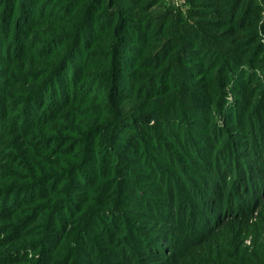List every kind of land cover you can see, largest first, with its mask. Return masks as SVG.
I'll list each match as a JSON object with an SVG mask.
<instances>
[{
  "label": "trees",
  "instance_id": "16d2710c",
  "mask_svg": "<svg viewBox=\"0 0 264 264\" xmlns=\"http://www.w3.org/2000/svg\"><path fill=\"white\" fill-rule=\"evenodd\" d=\"M0 1V21L11 26L16 12L35 13L36 0ZM112 1L115 9L101 16L95 12L104 0L89 1L72 51L80 38L92 44L113 28L120 54L106 90L116 102L138 104L124 112L103 103L108 121L80 122L88 131L75 138L81 130L74 118L67 120L71 129L48 125L72 108L75 96L62 88L85 69L79 53L68 46L45 64L46 78L45 68L34 66L10 80L19 96L1 99L16 103L3 117H15L12 128L0 133V165L9 166L0 172V264H264V211L254 217L264 197V83L255 82L264 37L249 15L260 1L187 0L185 12L163 8L158 16L143 0ZM121 2L135 11L117 10ZM5 31L12 30L0 33L7 59ZM76 59L78 68L69 70ZM125 59L133 67L126 75L115 70ZM143 64L148 70H139ZM69 72L72 81L65 82L62 73ZM18 79L30 80L14 90ZM51 131L57 137L48 139ZM35 134L38 142L31 141ZM228 157L231 167L223 169Z\"/></svg>",
  "mask_w": 264,
  "mask_h": 264
},
{
  "label": "rangeland",
  "instance_id": "374dc122",
  "mask_svg": "<svg viewBox=\"0 0 264 264\" xmlns=\"http://www.w3.org/2000/svg\"><path fill=\"white\" fill-rule=\"evenodd\" d=\"M19 1V0H18ZM73 0H36L34 3L35 13H29L27 17H20L19 12L15 11L13 12L15 15L13 16V22L12 26L11 23L9 24V21H6L5 17H2L1 21L4 22V25L0 27V33H2V30L11 29L12 31L10 33L3 34V40L7 39L9 40V43L7 45V49L9 51V58H4V54L0 53V133L5 134L6 131H8L10 128H12V123H10V120L12 118H15L13 115H11L8 118V121L6 123L3 122V117L7 112L10 111L11 107L15 105L13 103V100L9 97L6 101H1L2 96H19L16 95L14 92L10 89V80H12L15 75L18 73L28 70L34 67L39 66L37 68H45L46 74L45 78L47 77V67H45V64H51V62L56 61L58 58L63 57L67 50L68 46L71 47V52L79 53L78 58L83 62V66L80 70V76L74 81L71 80L72 73H62L64 81H72L69 83V85H65L62 89L64 93H69L75 96L73 101L71 102L72 108H69L67 111H64L62 113H56L54 116L57 117L56 123H52L48 126H51V129L54 130V127L56 130H60L61 127L65 130L68 125L71 122H68V119L74 118L75 120H78V127L80 128L79 131L81 132L74 135L75 138L79 137L82 133H86L88 130L86 128L80 127V122H88L90 126L101 122H107L108 117L110 114L106 116V113L100 109L101 106H104L103 103L112 104V109L114 111L122 110L124 109V112H126L130 106L137 105L138 103L136 101H114L112 99V96L114 95L113 92H109L106 90V87L108 86V80H115L113 75L111 77L108 74V71L115 65V60L119 53V36L115 34V31L113 28L111 30H103V32L100 34V36L91 44L86 43L83 41V38H80V43H77L78 49L76 51H72L74 49V45L71 46V42L73 41L75 32L80 30L81 23L83 22V19L85 17V11L87 4L90 0H79L76 4H70V2ZM148 2L145 6L147 8V12L152 14L153 16H158L163 8H173L175 11L179 12H185L188 8V2L187 0H143ZM158 1V2H157ZM199 1L200 3H206L208 0H196V2ZM260 6L259 8H256L255 11L250 12V19L251 22L254 20H257V26L260 29V36L264 37V20L261 18H264V0H259ZM114 1L112 0H104V5L98 12H95V15L98 14V16H101V12L104 11L105 8H108L109 6L113 8H110L108 10H114ZM248 0H244V3H248ZM18 6L17 2L16 4L13 3L10 8H16ZM107 6V7H105ZM244 6V5H243ZM0 8L3 9L2 1H0ZM2 9H0V13L2 12ZM119 11H135L133 7L128 6L125 3L120 4V7L116 8ZM190 9V8H189ZM12 13V14H13ZM11 14V15H12ZM256 18V19H255ZM0 21V22H1ZM250 22V23H251ZM37 24V27H35ZM256 24V23H255ZM10 25V27H9ZM78 37V36H77ZM82 37V35H81ZM2 40V41H3ZM79 40V37H78ZM248 38L244 40V42H241L244 44ZM55 41H59L57 45L53 46ZM83 41V42H82ZM11 42L13 44L11 45ZM26 43V48L21 49L19 47L18 49L14 46L15 44H23ZM264 43V39H263ZM83 45L85 47H83ZM37 47V48H35ZM26 52V55L28 57L22 58V61H20V58L18 60H12L11 56L17 54L18 52ZM31 53L37 54L38 56H33ZM50 56V57H49ZM76 54L73 55L72 58H75ZM121 56H124L121 54ZM48 57V58H47ZM128 59V58H127ZM127 59H125L124 65L121 66L122 63L118 64V67L115 68L117 70L118 68L121 69L120 72H123L124 75H126L128 72H130L132 68H130V64L127 62ZM27 61L25 64L26 69L19 66V63ZM73 60V59H72ZM15 61V62H14ZM12 62V65H11ZM127 62V63H126ZM134 62V60H133ZM143 63H146V57L142 60ZM17 64V69L12 74V68ZM78 59L73 62V64L68 67L69 70L73 71L75 67L78 66ZM11 65V66H10ZM57 65V64H56ZM263 66V67H262ZM49 67V66H48ZM149 65L143 64L139 68L140 71L148 70ZM263 71L261 73H258L256 78L259 80L255 81L256 84H258L256 87L260 86V82L264 83V63L261 65ZM21 68V71H20ZM57 66H55V69ZM78 68V67H77ZM36 70V69H33ZM41 77H31V82L28 85L35 84L39 81ZM123 79V78H122ZM191 81H200L198 80V77L191 78ZM30 79L25 80H14L13 85L14 90L17 89V87H21L22 85L20 83L27 81ZM260 81V82H259ZM201 82V81H200ZM254 82V81H253ZM202 84V82L200 83ZM232 85V84H231ZM57 90V89H56ZM84 94H83V93ZM15 94V95H14ZM59 96V95H58ZM233 94L229 91L227 92V98L229 102H232ZM24 98V97H23ZM44 97L43 99H45ZM112 100V101H111ZM47 104V103H46ZM44 105V108L47 107V105ZM5 109V111H3ZM100 109V110H99ZM19 112V111H17ZM27 122L32 121V119H27ZM71 129V128H69ZM48 131V130H47ZM52 132V131H51ZM235 134V132H233ZM246 134V133H245ZM41 135H44L41 134ZM38 134L32 135L31 141H37V138H39ZM48 136V134H47ZM57 137L56 132H52L49 138ZM244 136V134H243ZM1 137V136H0ZM233 137V136H232ZM231 136L228 139V141L235 142V140ZM38 142V141H37ZM8 144L11 146L12 141L11 140H5V144ZM11 143V144H10ZM57 144L58 142L51 143V147L49 148V151H51L53 154L57 150ZM50 143H47V147H49ZM7 147V145H6ZM8 148V147H7ZM12 152L10 151V161H14L15 157L11 156ZM261 157L264 159V151L261 154ZM7 158V159H9ZM229 158V157H228ZM252 159V158H251ZM264 161V160H263ZM231 167V159H227L226 163L223 165V169L230 168ZM9 166L5 163L0 165V172L7 171L5 169H8ZM11 168V167H10ZM234 169L238 172V169L236 166H234ZM9 169V173H10ZM9 176H13L10 174ZM223 180V179H222ZM229 182V181H228ZM264 182V181H263ZM225 184V183H223ZM261 184V182H260ZM228 187L226 185H221ZM229 192L232 194L235 192L233 188L228 189ZM257 206L258 212L256 216H254L256 219L260 217V214L264 211V207L262 208V205L264 204V197L259 202ZM255 219L252 221L254 222ZM264 230V229H263ZM247 244L249 245V240L247 241Z\"/></svg>",
  "mask_w": 264,
  "mask_h": 264
}]
</instances>
